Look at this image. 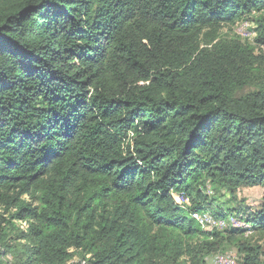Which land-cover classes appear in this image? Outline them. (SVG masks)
Returning a JSON list of instances; mask_svg holds the SVG:
<instances>
[{
    "label": "trees",
    "instance_id": "16d2710c",
    "mask_svg": "<svg viewBox=\"0 0 264 264\" xmlns=\"http://www.w3.org/2000/svg\"><path fill=\"white\" fill-rule=\"evenodd\" d=\"M255 187L264 0H0V264H264Z\"/></svg>",
    "mask_w": 264,
    "mask_h": 264
},
{
    "label": "rangeland",
    "instance_id": "374dc122",
    "mask_svg": "<svg viewBox=\"0 0 264 264\" xmlns=\"http://www.w3.org/2000/svg\"><path fill=\"white\" fill-rule=\"evenodd\" d=\"M237 25H238V27L237 28L235 27L233 29L235 34L240 35L244 39L252 40L254 38V34L251 32L252 25H250L247 22L239 23ZM228 30H229V28L222 30L221 34L224 35V34L228 33ZM206 193L209 195H213V192L210 191V187L207 188ZM173 196L178 203L182 204L184 202V201L178 199L182 195L173 194ZM238 197L241 201H245L244 202L245 204L247 203V205L257 207L264 200V187L242 188L238 191ZM230 205L232 207V203H230L229 206ZM200 218H202V217H200ZM202 219L204 220V223L206 222L205 228L207 230H208V227H210V226H211L210 228L214 227V222L212 221L211 217H204ZM209 220H211L213 224H208L207 222H209ZM258 238H259L258 236L253 237V241L258 242L259 241ZM259 243L264 248V238H262L261 242H259ZM220 256L229 257L233 261V264H241L240 263L241 259H240V255L238 254V250L236 248H233V247H230L226 252L218 253V254L212 256L211 258H209L208 264H219L217 258Z\"/></svg>",
    "mask_w": 264,
    "mask_h": 264
},
{
    "label": "bare ground",
    "instance_id": "6f19581e",
    "mask_svg": "<svg viewBox=\"0 0 264 264\" xmlns=\"http://www.w3.org/2000/svg\"><path fill=\"white\" fill-rule=\"evenodd\" d=\"M195 218H198L197 216H195ZM206 223V222H205ZM204 223V224H205ZM208 224H213L212 223V221L211 220H209V222H207ZM230 223H231V225L233 226V227H235V228H238V227H242L243 225H242V223L240 222V221H237V220H235V219H231L230 220ZM221 226L222 225H224V223H221L220 224ZM209 226V225H208ZM211 227V226H210ZM209 227V228H210ZM218 259V263H221V262H228V261H230V258L229 257H227V256H220V257H218L217 258ZM217 262V261H216ZM227 264H233V261L231 260V262H228Z\"/></svg>",
    "mask_w": 264,
    "mask_h": 264
},
{
    "label": "built area",
    "instance_id": "2783aa9c",
    "mask_svg": "<svg viewBox=\"0 0 264 264\" xmlns=\"http://www.w3.org/2000/svg\"><path fill=\"white\" fill-rule=\"evenodd\" d=\"M178 199H180V200H182V201H183V198H182V196H181L180 198H178ZM228 262H231V259H230V261H228ZM228 262H221V263H219V264H227Z\"/></svg>",
    "mask_w": 264,
    "mask_h": 264
}]
</instances>
